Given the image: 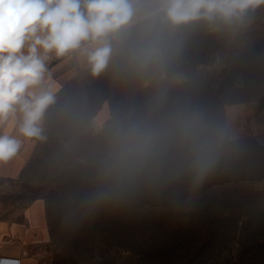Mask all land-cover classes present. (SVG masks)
Segmentation results:
<instances>
[{
  "label": "rangeland",
  "instance_id": "374dc122",
  "mask_svg": "<svg viewBox=\"0 0 264 264\" xmlns=\"http://www.w3.org/2000/svg\"><path fill=\"white\" fill-rule=\"evenodd\" d=\"M82 59L57 97L79 100L97 122L153 91L150 81L93 77ZM166 83L228 130L217 165L197 184L92 202L93 141L50 122L18 175L0 182V227L18 233L10 238L34 264H264V3L241 24L186 29Z\"/></svg>",
  "mask_w": 264,
  "mask_h": 264
},
{
  "label": "clouds",
  "instance_id": "9594fccd",
  "mask_svg": "<svg viewBox=\"0 0 264 264\" xmlns=\"http://www.w3.org/2000/svg\"><path fill=\"white\" fill-rule=\"evenodd\" d=\"M264 0H0V125L43 140L54 122L93 141L92 202L118 199L168 168L199 183L228 147L229 133L206 109L167 86L185 30L241 24ZM77 53L93 77L155 86L142 102L117 104L97 122L79 100H59L48 86L47 62ZM176 78L172 77L174 81ZM22 141L0 134V161Z\"/></svg>",
  "mask_w": 264,
  "mask_h": 264
},
{
  "label": "crops",
  "instance_id": "0c3cea01",
  "mask_svg": "<svg viewBox=\"0 0 264 264\" xmlns=\"http://www.w3.org/2000/svg\"><path fill=\"white\" fill-rule=\"evenodd\" d=\"M82 60V56L77 53L59 58L55 57L53 54L52 59L47 62V84L54 90L56 96L63 90V80L66 74L75 73V68L81 66ZM18 125V120H10L5 124L0 125V134L16 136L22 141L21 147L16 155L7 161H0V182L2 180L13 179L18 175L21 165L24 161H27V149L31 146H35L39 141V139H29L20 136L18 133ZM13 230L12 227H7L5 230L0 227V258L6 257L17 259L20 264H34L31 257L26 255V251L21 249L18 242H13V238H10L11 236H18V233L13 234ZM15 231H17L16 228Z\"/></svg>",
  "mask_w": 264,
  "mask_h": 264
},
{
  "label": "trees",
  "instance_id": "16d2710c",
  "mask_svg": "<svg viewBox=\"0 0 264 264\" xmlns=\"http://www.w3.org/2000/svg\"><path fill=\"white\" fill-rule=\"evenodd\" d=\"M245 85H246V83H245ZM175 181H178V182H181V183L184 181L183 184L187 185V182L188 181H192V179L187 174L169 173V175H168V173H167V174L164 175L162 180L158 181V180L153 179V180H151L149 182H146L143 185L147 187V186L152 185L154 183H159L160 184V183L163 182L164 183L163 188H166V187H168V185H171V182H175ZM171 192H173V191L171 190ZM166 193H167L166 196L169 195L168 194V190L166 191Z\"/></svg>",
  "mask_w": 264,
  "mask_h": 264
},
{
  "label": "built area",
  "instance_id": "2783aa9c",
  "mask_svg": "<svg viewBox=\"0 0 264 264\" xmlns=\"http://www.w3.org/2000/svg\"><path fill=\"white\" fill-rule=\"evenodd\" d=\"M0 264H20V263L19 260L17 259L2 257L0 258Z\"/></svg>",
  "mask_w": 264,
  "mask_h": 264
}]
</instances>
